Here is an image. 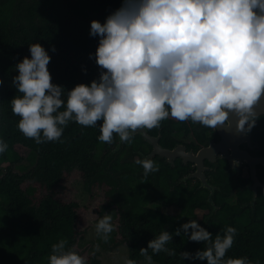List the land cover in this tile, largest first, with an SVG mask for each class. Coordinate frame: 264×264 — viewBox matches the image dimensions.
<instances>
[{"label":"clouds","instance_id":"obj_1","mask_svg":"<svg viewBox=\"0 0 264 264\" xmlns=\"http://www.w3.org/2000/svg\"><path fill=\"white\" fill-rule=\"evenodd\" d=\"M90 35L100 38L95 53L100 77L67 91L66 102L65 89L52 82L51 57L40 43L30 44L31 58L16 65L13 86L19 94L11 100L12 112L21 118L18 129L36 144L62 143L70 121L85 127L102 121L98 140L108 144L114 134L130 144L138 130L158 128L169 117L217 130L231 129L234 116L238 133L256 126L264 96V0H123L105 23L91 22ZM7 148L0 139V154ZM135 163L145 177L159 171L152 159ZM112 219L106 214L96 224L105 242L115 230ZM236 231L229 226L213 240L197 220L184 223L175 235L183 233L206 247L194 255L182 252L181 259L252 264L247 257L226 258ZM172 238L162 231L140 255L147 264H153L149 250L175 256L166 247ZM66 245V240L52 245L48 264H87ZM124 264L136 261L125 258Z\"/></svg>","mask_w":264,"mask_h":264},{"label":"trees","instance_id":"obj_2","mask_svg":"<svg viewBox=\"0 0 264 264\" xmlns=\"http://www.w3.org/2000/svg\"><path fill=\"white\" fill-rule=\"evenodd\" d=\"M122 5L123 0H0V80L3 81L0 84V139L8 145L7 151L0 154V264H48L52 245L60 240L67 241L66 250L74 248L81 255L77 243L86 229L84 209L77 202L59 197V188L76 170L90 192L97 184L111 185L106 193L108 204L103 208L117 206L119 217L114 238L117 243L128 244L129 259L136 264L145 260L140 249L147 248L148 242L165 230L173 235L166 247L176 255L153 254L149 250L154 264H207V261L181 259L182 252L194 255L206 247V242L191 241L183 233L175 235L176 229L190 220H197L211 232L213 240L217 234L223 237L227 227H234L237 230L234 243L226 258L247 257L252 264H264V201L252 217L245 219L218 214L202 219L197 209H208V205L194 196L177 200L167 194L166 207H151L149 190L144 187L149 178L132 174L133 167L118 159L121 152L116 154L117 161L114 157L106 161L118 139L114 134L111 144L98 140L102 121L96 127L70 121L64 128L62 143L38 145L18 129L21 118L13 114L11 106V100L19 94L13 79L18 75L16 65L26 56L31 58L29 45L40 43L48 51L52 82L65 89L66 102L67 91L78 84L90 85L101 74L95 60L100 38L90 35L91 22L105 23ZM172 125L169 117L150 133L155 135L162 128L161 142L166 144ZM124 144L137 147L141 142L139 136H134L132 143ZM18 147L29 151L26 158ZM105 150L107 155H103ZM30 157L34 163L32 168L24 174L14 171ZM110 172H115L122 186L117 191L118 198L114 196L116 190L112 185L115 183L109 180ZM24 183H28L25 188ZM98 256L90 257L87 264H100Z\"/></svg>","mask_w":264,"mask_h":264},{"label":"flooded vegetation","instance_id":"obj_3","mask_svg":"<svg viewBox=\"0 0 264 264\" xmlns=\"http://www.w3.org/2000/svg\"><path fill=\"white\" fill-rule=\"evenodd\" d=\"M258 117L250 133L230 132L227 139L218 130L170 117L173 125L166 144L161 142L162 128L155 135L149 130V134L160 135L159 144L173 153L167 157L156 154L151 158L159 165V171L147 177H144L143 167L135 163L153 151L142 137L139 136L141 144L137 147H125L123 142L118 159L133 167L132 174L141 179L149 178L144 187L150 193L149 205L154 204L155 208L166 207L167 194L177 200L194 196L208 205V209H197V212L204 211L200 218L211 216L213 210V215L219 217L250 218L264 201V113ZM232 122L236 124V121ZM223 141L221 148H217ZM104 152L103 155H107L106 150ZM113 157L116 159V154ZM109 178L115 183L112 186H115L114 196L118 198L117 191L122 189L119 178L115 172H110Z\"/></svg>","mask_w":264,"mask_h":264},{"label":"rangeland","instance_id":"obj_4","mask_svg":"<svg viewBox=\"0 0 264 264\" xmlns=\"http://www.w3.org/2000/svg\"><path fill=\"white\" fill-rule=\"evenodd\" d=\"M20 154L26 158L29 151L25 148H17ZM33 158L30 157L27 160L24 159L22 164L14 169L19 174H24L26 170H29L34 166ZM34 185V183H32ZM28 183H24L25 188ZM95 188L90 192L84 185L79 171H73L64 185L59 189V197L61 199L68 198L72 202H77L81 209H84V222L86 223V229L82 231L78 243L77 249L81 253V256L86 257L87 260L95 255L98 256L100 264H124L125 258L129 259V246L127 243H117L114 236L116 235V228L118 222L117 206L112 205L110 209L104 210V206H107L109 198L106 195L107 191L111 188L108 184L102 186H94ZM155 207L154 204L149 205ZM166 213H170L168 210H164ZM106 214L112 216V222L115 225V230L110 234V238L105 242L101 236L97 235L96 224ZM172 214V213H170ZM204 211L198 212V216H202ZM83 218V217H82ZM119 238L120 236L117 235ZM99 245V251H96V246ZM140 264H147L146 260ZM154 264V263H153Z\"/></svg>","mask_w":264,"mask_h":264},{"label":"water","instance_id":"obj_5","mask_svg":"<svg viewBox=\"0 0 264 264\" xmlns=\"http://www.w3.org/2000/svg\"><path fill=\"white\" fill-rule=\"evenodd\" d=\"M256 111H257V115H260V114L264 113V96L261 97V101H260L259 105L257 106ZM231 119L236 121L237 118L233 116V117H231ZM217 130L224 136L225 139H227V137L230 134V132L231 133L236 132L235 124H233L231 129H227V128L221 127V128H218ZM135 136L142 137L144 141L148 142L149 145L153 147L152 153L146 158L151 159L156 154H160L162 156L167 157V156H170V154L173 153L172 151L164 150L163 147L159 144L160 135L158 137L152 136L151 134H149V130L148 129L138 130V132H137V134ZM224 142L225 141H223L220 145H218L217 148L220 149ZM122 144H123V142L120 141L119 136H118V143L116 145V148H114L110 152V154L106 158V161H109L115 154H117L121 150ZM214 213H215V210H213V214ZM212 215L209 216L207 219H210L212 217ZM207 219L205 220V222L208 221Z\"/></svg>","mask_w":264,"mask_h":264}]
</instances>
